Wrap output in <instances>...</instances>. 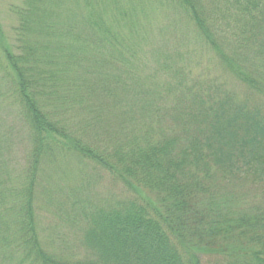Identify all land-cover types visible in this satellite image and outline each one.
Instances as JSON below:
<instances>
[{
	"label": "trees",
	"instance_id": "trees-1",
	"mask_svg": "<svg viewBox=\"0 0 264 264\" xmlns=\"http://www.w3.org/2000/svg\"><path fill=\"white\" fill-rule=\"evenodd\" d=\"M108 1L102 9L96 8L93 24L97 28L89 26L97 38L96 48L100 45V37L105 35L111 44L112 56H118V44L124 54L118 56L121 61L114 59L108 73L104 74L106 78L101 77L96 82V90L101 95L115 96L118 87L125 88L135 81L139 86L150 73L149 80L159 83L164 74L165 93L149 86V90L139 91L129 107L150 130V135L159 131V137L154 135L144 143L135 142L127 148L118 143L114 146L118 148L113 151L81 146L73 152L70 151L74 148L72 141L68 140L70 144L62 138L59 130L48 126L52 120L46 117L47 110L39 109L38 116L31 114L30 164L18 179L10 177L17 189L2 186L0 181V258L8 263L7 250L12 243L21 244L19 252L28 247L27 259L32 257L40 264H71L62 262L40 246L34 213L40 158L53 148L54 152L57 149L62 152L58 155L71 153L101 166L120 183L121 192H124V199L117 203L115 200L108 202L105 206H115L97 211L90 220L85 243L96 253V261L85 264H200L204 255L201 252L209 254L218 249L223 251L212 254L224 256L227 263L230 259L229 264H264V208L251 203L244 212L224 211L232 201H225L222 206L214 198V212L223 210L225 216L213 222L212 212L206 207L201 208L196 194V189L203 187L202 176L213 180V185L219 188L223 184L250 185L264 194V17L259 18V22L257 15L248 20L253 27L250 40L258 42L255 68L248 71L240 66L242 54H237L229 41L216 44L209 39L208 29L196 11L199 31L216 54L221 55L223 62L220 64L226 76L225 80H220L223 76L218 75L207 81L203 74L196 73L185 62L183 56L186 53L179 50L172 54L157 53L152 61L149 54L140 50L139 43L132 45L124 40L122 43L113 26L126 23L127 29L139 37L148 22L152 31L158 22L155 17L152 21L148 19L147 10L138 5L135 6L136 19L124 11L121 0L118 4L114 3L118 0ZM170 1L199 3V0H167V3ZM159 2L165 3L166 0ZM130 3H144V0H130ZM112 6H115L114 10ZM248 10L243 7L244 12ZM125 12L128 18L120 21ZM248 12L251 16L252 13ZM231 56L233 60L239 58V62L230 61ZM143 67H148L150 72L144 79ZM42 72L46 73L48 80L58 74L57 71L56 74L47 70ZM231 75L240 84L236 88H233ZM238 87H243V92L246 90L242 98ZM126 91L129 95L133 93L132 90ZM32 103L35 107L37 100L33 99ZM96 119L104 120L99 114ZM133 159L138 162V169L124 163ZM138 174L141 176L137 177ZM187 182L192 184L191 189L185 185ZM140 187L157 193L158 202L141 196ZM228 249L232 252H227ZM14 257L11 253L10 258Z\"/></svg>",
	"mask_w": 264,
	"mask_h": 264
},
{
	"label": "rangeland",
	"instance_id": "rangeland-1",
	"mask_svg": "<svg viewBox=\"0 0 264 264\" xmlns=\"http://www.w3.org/2000/svg\"><path fill=\"white\" fill-rule=\"evenodd\" d=\"M121 1L124 11H128L132 15L131 18L135 16V6L138 5L147 10L145 14L148 19L155 17L158 22L155 29L159 30L152 31L148 22L139 37H135L127 29L126 23L112 27L122 43L123 40L132 45L139 43L140 50L149 54L150 60L153 61L157 53L172 54L174 50H179L183 54L186 53V56H183L185 62L193 67L196 73L203 74L207 81L218 75L223 76L220 80H225L226 76L220 64L223 59L201 35L198 28L200 18L201 23L208 29L211 41L216 44H224V40L229 41L235 52L242 54L240 66L248 71L255 68L258 42L250 40L253 27L248 20L257 15L259 22V18L264 17V0H199V3H187L188 5L179 1L167 3V0L165 3L159 0H144V3ZM104 3L109 1L0 0L2 186L17 189L10 177L13 180L18 179L30 164L31 114L38 116L39 109L48 111L46 117L52 120L48 126L59 130L67 142L72 141L74 148L70 151L73 152L81 146L91 150L101 148L113 151L118 148L114 147L118 143H123L122 147L127 148L135 142L144 143L148 138H154V135L159 137V131H155L151 136L150 130L135 117L129 107L139 91L149 90V86L165 93L164 74L159 83L151 82L149 79L152 73L148 72V67H143L142 78L150 74L139 86L135 81L128 83L125 88L118 87L115 89V96L101 95L96 90V82H99L101 77L106 78L107 75L104 74L108 73V67L114 59L121 61L118 56L124 54L118 44V56L113 57L111 44L105 35L100 37V45L96 48L97 38L92 34L90 26L97 28V25L93 24L96 21V8L102 9ZM114 3L118 4L119 0ZM186 5L189 8H186ZM243 7L248 8L252 15L250 16L248 11L244 12ZM113 8L115 6H112ZM196 11L199 18H195ZM124 16L120 21L128 18L126 12ZM135 18L137 19L136 16ZM92 40V45H89ZM238 59L233 60L232 56L229 58L232 62H239ZM46 70L57 71V77L48 80L46 73L42 72ZM24 76L27 78L26 87ZM230 78L234 83L233 88L240 85L232 75ZM242 88L238 87L241 98L245 96L246 91L243 92ZM126 90H132L133 93L129 95ZM33 99L37 100L35 107L32 105ZM97 114L104 120L98 121ZM48 138L54 142L53 138ZM58 151L59 149L54 152L52 148L40 158V181L36 191L37 200L34 203L39 244L62 262L93 263L96 261V253L88 249L85 243L87 226L97 211L109 210L115 206H105L108 202L115 200L117 203L124 199V192H121L120 183L101 166L97 167L96 163L81 160L70 152L68 156L58 155L62 153ZM124 163L138 169V162L134 159ZM140 176L141 174L137 175ZM202 178L203 187L196 189V194L200 198L201 208L206 207L212 212L213 222L224 217L223 212L227 209L244 212L251 207V203L264 208V194L255 191V187L223 184L219 188L213 185V180L204 176ZM185 185L191 189L192 184L187 182ZM231 192H234V195ZM248 192L249 194L244 196ZM139 194L146 200L158 202L157 193L149 188L140 187ZM214 198L222 206L225 201H232V204L224 207V211L214 212ZM234 206L243 210H237ZM10 246L7 250L10 259L7 264H40L32 257L27 259L25 255L28 247L19 252L21 244L11 243ZM219 250L209 254L201 252L204 255L200 258V264H229L230 259L227 263L224 256L212 254L218 253ZM226 251L232 252L230 249ZM11 253L15 256L13 259L10 258ZM3 260L0 258V264H6Z\"/></svg>",
	"mask_w": 264,
	"mask_h": 264
}]
</instances>
